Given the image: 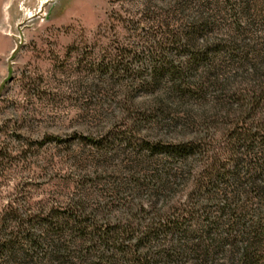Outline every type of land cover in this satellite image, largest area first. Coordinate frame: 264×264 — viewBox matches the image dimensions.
<instances>
[{
	"label": "rangeland",
	"instance_id": "374dc122",
	"mask_svg": "<svg viewBox=\"0 0 264 264\" xmlns=\"http://www.w3.org/2000/svg\"><path fill=\"white\" fill-rule=\"evenodd\" d=\"M254 182L264 0H0V264H264Z\"/></svg>",
	"mask_w": 264,
	"mask_h": 264
},
{
	"label": "trees",
	"instance_id": "16d2710c",
	"mask_svg": "<svg viewBox=\"0 0 264 264\" xmlns=\"http://www.w3.org/2000/svg\"><path fill=\"white\" fill-rule=\"evenodd\" d=\"M187 2V1H186ZM193 3V1L191 2V3H185V5L186 6H188L189 4H192ZM194 11H197V9H195ZM195 17V16H194ZM200 18H204V16H203V12H199V19ZM199 19H197V20H194L193 22H192V25H191V30H199V29H206V28H201V24L199 23ZM206 23H203L202 25L204 26ZM173 149H175V152H178V153H183V155H186L187 153L185 152V150H186V146L185 145H179V146H177V147H175V148H173ZM238 185L240 186L241 185V183H242V180L241 179H238ZM254 187H257L258 189H259V191H260V193L262 192V193H264V185L262 186V188H259V186H258V184L257 183H255L254 182ZM167 227V226H166ZM173 226H170V228H168V229H171ZM6 246H8L7 248H6ZM10 247V248H9ZM4 248H6V249H8V251H9V253L11 254L12 252H13V247L11 248V246H9V244H7L6 242L5 243H3V245H2V247H1V249H0V251L2 250L3 252H5V249ZM176 248H177V250L174 248V250H173V253L174 254H176V255H180L179 253H180V249L182 250V251H186V250H189L190 249V247H188L187 245H185V244H179V245H177L176 246ZM191 248L192 249H196V250H199L201 253H202V255H204V258H206L204 261L205 262H207V257H208V255H209V249H208V247H206V246H202V244L200 243V244H196L195 246H191ZM179 253H178V252ZM173 253H168L167 255H166V257L167 258H169V257H171L172 256V254ZM12 255V254H11ZM243 258H241V264H244L246 261V258H247V256H248V253L246 252L245 254H243Z\"/></svg>",
	"mask_w": 264,
	"mask_h": 264
},
{
	"label": "bare ground",
	"instance_id": "6f19581e",
	"mask_svg": "<svg viewBox=\"0 0 264 264\" xmlns=\"http://www.w3.org/2000/svg\"><path fill=\"white\" fill-rule=\"evenodd\" d=\"M39 1H41V4H44L45 3V0H39ZM8 7H9V5L6 8H8ZM28 15H30V13H28Z\"/></svg>",
	"mask_w": 264,
	"mask_h": 264
}]
</instances>
